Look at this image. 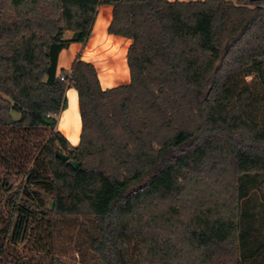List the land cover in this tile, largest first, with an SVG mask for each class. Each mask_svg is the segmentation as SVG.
<instances>
[{
	"label": "trees",
	"instance_id": "trees-1",
	"mask_svg": "<svg viewBox=\"0 0 264 264\" xmlns=\"http://www.w3.org/2000/svg\"><path fill=\"white\" fill-rule=\"evenodd\" d=\"M103 4L131 40L106 89L79 58L56 73ZM263 61L264 0H0V264H68V241L80 264H264L237 248L245 177L264 192Z\"/></svg>",
	"mask_w": 264,
	"mask_h": 264
},
{
	"label": "crops",
	"instance_id": "crops-1",
	"mask_svg": "<svg viewBox=\"0 0 264 264\" xmlns=\"http://www.w3.org/2000/svg\"><path fill=\"white\" fill-rule=\"evenodd\" d=\"M228 1L234 2L235 0ZM111 19L112 7L107 4L98 6L87 40L84 43L72 42L59 52L56 73L59 74L62 69L69 71L73 62L79 58L93 64L103 89L127 84L130 76L126 54L131 40L108 33L107 28ZM72 36V31L64 33L66 39H70ZM65 96L67 105L57 116L56 129L70 145L76 146L81 130L77 92L70 86L66 89Z\"/></svg>",
	"mask_w": 264,
	"mask_h": 264
},
{
	"label": "rangeland",
	"instance_id": "rangeland-1",
	"mask_svg": "<svg viewBox=\"0 0 264 264\" xmlns=\"http://www.w3.org/2000/svg\"><path fill=\"white\" fill-rule=\"evenodd\" d=\"M262 74L264 76V61L262 63ZM17 117V114H14ZM19 181V178L17 179ZM15 180L14 182H17ZM257 176L248 175L244 179V186L240 191V223L239 234L237 240V248L239 252L254 249L259 244H264V192H261L257 186ZM52 200L53 198H47ZM49 203H47L48 205ZM63 243V244H62ZM57 247L62 248L64 257L68 264H80L71 259L73 250L70 242H59ZM24 253H28V249L20 247ZM34 255V254H28ZM34 264L39 260V255H34Z\"/></svg>",
	"mask_w": 264,
	"mask_h": 264
},
{
	"label": "water",
	"instance_id": "water-1",
	"mask_svg": "<svg viewBox=\"0 0 264 264\" xmlns=\"http://www.w3.org/2000/svg\"><path fill=\"white\" fill-rule=\"evenodd\" d=\"M250 1H258V0H250ZM55 157L58 158L61 162H67L73 169H76L78 167V163L74 160L69 159L68 155L59 149H56L54 151ZM49 208H53V201L48 200Z\"/></svg>",
	"mask_w": 264,
	"mask_h": 264
},
{
	"label": "built area",
	"instance_id": "built-area-1",
	"mask_svg": "<svg viewBox=\"0 0 264 264\" xmlns=\"http://www.w3.org/2000/svg\"><path fill=\"white\" fill-rule=\"evenodd\" d=\"M60 80H63V76H60Z\"/></svg>",
	"mask_w": 264,
	"mask_h": 264
}]
</instances>
